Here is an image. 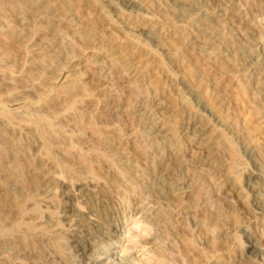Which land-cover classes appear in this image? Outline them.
<instances>
[{
	"label": "rangeland",
	"instance_id": "rangeland-1",
	"mask_svg": "<svg viewBox=\"0 0 264 264\" xmlns=\"http://www.w3.org/2000/svg\"><path fill=\"white\" fill-rule=\"evenodd\" d=\"M0 264H264V0H0Z\"/></svg>",
	"mask_w": 264,
	"mask_h": 264
}]
</instances>
